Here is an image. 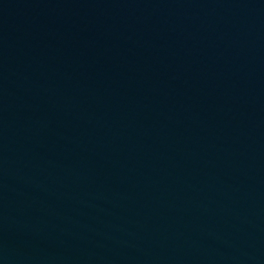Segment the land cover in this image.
Segmentation results:
<instances>
[{
    "label": "water",
    "instance_id": "obj_1",
    "mask_svg": "<svg viewBox=\"0 0 264 264\" xmlns=\"http://www.w3.org/2000/svg\"><path fill=\"white\" fill-rule=\"evenodd\" d=\"M0 264H264V0H0Z\"/></svg>",
    "mask_w": 264,
    "mask_h": 264
}]
</instances>
